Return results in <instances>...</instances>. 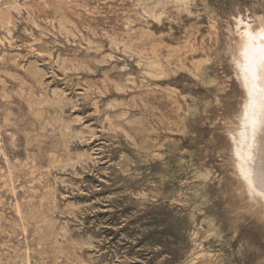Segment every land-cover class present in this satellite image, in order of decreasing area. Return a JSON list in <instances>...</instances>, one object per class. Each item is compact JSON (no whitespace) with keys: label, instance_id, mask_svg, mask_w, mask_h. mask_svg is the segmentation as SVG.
Masks as SVG:
<instances>
[{"label":"rangeland","instance_id":"374dc122","mask_svg":"<svg viewBox=\"0 0 264 264\" xmlns=\"http://www.w3.org/2000/svg\"><path fill=\"white\" fill-rule=\"evenodd\" d=\"M263 19L264 0H0V264H264L219 156L227 38Z\"/></svg>","mask_w":264,"mask_h":264},{"label":"bare ground","instance_id":"6f19581e","mask_svg":"<svg viewBox=\"0 0 264 264\" xmlns=\"http://www.w3.org/2000/svg\"><path fill=\"white\" fill-rule=\"evenodd\" d=\"M236 36L227 38L232 100L219 126L220 168L232 207L243 205L247 222L264 234V38Z\"/></svg>","mask_w":264,"mask_h":264}]
</instances>
